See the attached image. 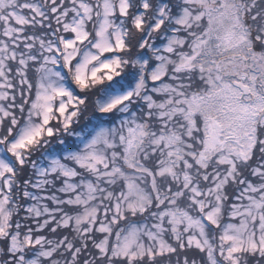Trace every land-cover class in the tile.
I'll return each mask as SVG.
<instances>
[{"label":"snow or ice","instance_id":"6c2138e0","mask_svg":"<svg viewBox=\"0 0 264 264\" xmlns=\"http://www.w3.org/2000/svg\"><path fill=\"white\" fill-rule=\"evenodd\" d=\"M0 264H264V0H0Z\"/></svg>","mask_w":264,"mask_h":264}]
</instances>
